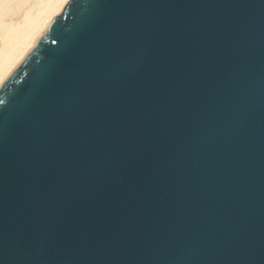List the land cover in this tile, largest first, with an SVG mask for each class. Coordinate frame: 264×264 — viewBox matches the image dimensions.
<instances>
[{"label":"water","instance_id":"water-1","mask_svg":"<svg viewBox=\"0 0 264 264\" xmlns=\"http://www.w3.org/2000/svg\"><path fill=\"white\" fill-rule=\"evenodd\" d=\"M0 101V264H264V0H68Z\"/></svg>","mask_w":264,"mask_h":264},{"label":"bare ground","instance_id":"bare-ground-1","mask_svg":"<svg viewBox=\"0 0 264 264\" xmlns=\"http://www.w3.org/2000/svg\"><path fill=\"white\" fill-rule=\"evenodd\" d=\"M68 0H0V85Z\"/></svg>","mask_w":264,"mask_h":264},{"label":"snow or ice","instance_id":"snow-or-ice-1","mask_svg":"<svg viewBox=\"0 0 264 264\" xmlns=\"http://www.w3.org/2000/svg\"><path fill=\"white\" fill-rule=\"evenodd\" d=\"M0 103H3V101H0Z\"/></svg>","mask_w":264,"mask_h":264}]
</instances>
